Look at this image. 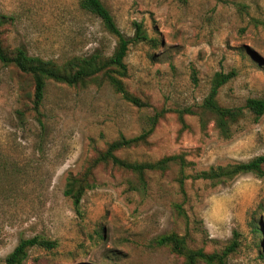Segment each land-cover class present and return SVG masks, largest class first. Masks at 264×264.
Returning a JSON list of instances; mask_svg holds the SVG:
<instances>
[{"label":"rangeland","instance_id":"1","mask_svg":"<svg viewBox=\"0 0 264 264\" xmlns=\"http://www.w3.org/2000/svg\"><path fill=\"white\" fill-rule=\"evenodd\" d=\"M102 1L126 37H134V22L149 37L132 41L124 58V82L149 104L137 107L107 84L48 81L39 122L22 111L32 98L31 76L0 62V264L20 238L34 235L57 244L30 248L24 264H182L154 243L170 232L205 251H221L236 232L239 246L228 264H264V178L253 173L217 184L189 176L183 194L176 163L163 173L149 171L140 189L132 188L131 174L98 168L80 212L63 192L68 173L78 172L96 148L120 134H139L156 113L162 115L149 144L119 156L154 161L184 153L192 162L185 173L192 175L264 154V114L254 119L244 110L230 138L219 135L209 115L202 128L196 114L217 71H235L218 90L220 104L264 97V0ZM0 14L5 46L59 62L94 49L109 54L116 43L78 0H0Z\"/></svg>","mask_w":264,"mask_h":264},{"label":"trees","instance_id":"2","mask_svg":"<svg viewBox=\"0 0 264 264\" xmlns=\"http://www.w3.org/2000/svg\"><path fill=\"white\" fill-rule=\"evenodd\" d=\"M78 5L82 10L98 18L103 28L116 37V43L111 53L107 54L100 49H94L90 54L73 55L69 59L59 62L55 59L29 54L22 46H5L1 36V26L6 17L0 14V62L5 65H13L17 70L31 76L33 80L32 98L22 111L31 114L39 122L43 117L41 105L48 81L82 88L89 85L101 86L107 84L122 99L137 107L149 104L146 95H142L137 91H130L124 82V77L127 76V65L124 58L129 44L135 39L149 40L147 33L142 29L141 23L134 22V37H126L102 0H78ZM262 25L264 27V21ZM234 75V70L215 72L211 79L209 91L200 105L201 110L196 113L199 116L202 128L207 122L204 119L205 115H209L214 127L223 138L232 136V126L244 117V110L251 113L254 119H258L264 114V97H249L246 99L244 106L237 107L224 106L218 102L217 93L219 88ZM160 115L162 114L156 113L151 116L148 127L144 128L139 134L131 137L120 134L117 138L107 142L104 148H96L94 155L83 163L78 172L68 173L63 192L71 199L76 212H80V201L84 193L96 186V169L98 168L110 174L114 172L131 174L137 180L136 185H131L132 188L140 189L146 187V174L149 171L163 173L171 164L176 163L179 165L176 180L179 183V190L183 194H185L184 181L189 176L193 179L210 181L212 184L224 182L242 173H253L264 178V154L243 162L211 166L192 175L185 173V167L192 162L186 161L184 153L165 155L154 161H131L117 154L119 150L147 146L149 144L148 137L153 132ZM179 119L183 124L182 111L179 113ZM129 182L131 183V181ZM175 206L180 213H183L180 204L176 203ZM254 227L260 229L256 224ZM237 236L238 234L234 232L232 239L221 251H205L202 247L191 248L187 246L185 237L175 232L158 235L154 238V243L158 246L167 247L172 253L182 257V264H198L200 262L204 264H228V255L239 246ZM56 244L55 240L40 235L20 238L13 250L5 256L4 263L24 264L30 248L38 247L50 250Z\"/></svg>","mask_w":264,"mask_h":264}]
</instances>
